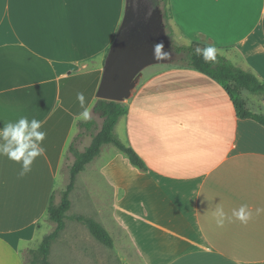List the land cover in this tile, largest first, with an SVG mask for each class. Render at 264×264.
Instances as JSON below:
<instances>
[{
    "label": "crops",
    "instance_id": "crops-1",
    "mask_svg": "<svg viewBox=\"0 0 264 264\" xmlns=\"http://www.w3.org/2000/svg\"><path fill=\"white\" fill-rule=\"evenodd\" d=\"M169 7L178 45H214L264 81V0H170ZM125 8L126 0H0V120L35 117L47 132L45 155L25 178L0 158V264H25L22 250L48 215L57 173L85 122L75 119L83 110L78 92L102 126L94 107ZM125 103L115 135L147 171L104 145L76 182L89 172L93 200L111 194L94 220L115 224L144 264H264V214L222 228L212 215L217 204L229 217L242 204L264 207V127L239 119L222 86L190 68L150 73ZM91 140L84 134L76 147Z\"/></svg>",
    "mask_w": 264,
    "mask_h": 264
},
{
    "label": "trees",
    "instance_id": "trees-1",
    "mask_svg": "<svg viewBox=\"0 0 264 264\" xmlns=\"http://www.w3.org/2000/svg\"><path fill=\"white\" fill-rule=\"evenodd\" d=\"M149 2L154 8L158 7L161 9L163 19L166 22L171 19L170 0H149ZM206 45L203 43H193L190 46L176 45L174 47L175 54L181 56L182 61L180 67L196 70L216 81L228 93L239 119L253 120L264 127V113H258L250 109L244 98V93L248 92L264 99V81L253 73L234 66L218 52L215 64L211 62L205 63L201 57L195 54V49ZM94 112L103 120L102 126L98 129L97 123L93 119L79 124L80 133L68 150V153L74 158L69 170V183L66 190L62 193L60 202L55 204L53 197L47 210L49 220L55 224L56 228L54 232L43 238L40 247L34 252L35 263L37 264H51L49 260L51 247L66 228V214L71 209L72 204L70 194L75 189L77 176L85 169L87 164L100 155L104 145L111 144L115 146L129 159L136 169L142 172L147 171V167L140 156L131 147L123 144L115 135V128L120 118L128 113L126 103L98 100L94 107ZM84 134L90 135L92 140L84 151H80L76 147V143ZM74 220L87 227L91 235L103 246L107 248L114 246L111 235L94 219L77 216Z\"/></svg>",
    "mask_w": 264,
    "mask_h": 264
},
{
    "label": "rangeland",
    "instance_id": "rangeland-1",
    "mask_svg": "<svg viewBox=\"0 0 264 264\" xmlns=\"http://www.w3.org/2000/svg\"><path fill=\"white\" fill-rule=\"evenodd\" d=\"M169 22L164 20L166 33H167V48L171 53L170 59L166 64H158L151 66L143 71L140 81L149 75L150 73L162 69L180 67L182 64L181 56L175 54L174 47L178 45L173 37L169 33ZM139 81V82H140ZM244 98L246 99L248 106L255 112L264 113V99L245 92ZM89 139H87L88 142ZM90 141V140H89ZM114 147L113 145H109ZM77 147L83 151L86 145L84 143L77 144ZM74 162V158L69 155L66 161H64L62 168L58 171L56 176V188L54 194V202L58 204L60 202L62 193L66 190L69 183V170ZM89 172H84L75 185V189L70 194L71 209L67 212L66 228L61 233L60 237L53 243L49 260L51 264H144L142 258L136 253L134 246L130 239L126 235L119 231L117 226L113 223H105L102 225L108 233L111 235L114 246L107 248L99 243L89 232L87 227L74 220L77 216H84L87 218H93L94 208L102 206L103 210L108 206L109 197L111 194L102 195L106 201L99 202L93 200L94 191L92 190L93 184L89 185V181L86 180ZM84 177V178H82ZM97 186L102 184V179L96 177ZM77 182V181H76ZM107 190V189H106ZM85 200H82V199ZM81 199V200H80ZM85 201V203H84ZM90 216V217H89ZM93 216V217H91ZM56 226L47 217L38 223L36 227V233L33 238L34 241L28 244V247L22 250V257L25 264H37L34 252L40 247L43 238L46 235L54 232Z\"/></svg>",
    "mask_w": 264,
    "mask_h": 264
},
{
    "label": "water",
    "instance_id": "water-1",
    "mask_svg": "<svg viewBox=\"0 0 264 264\" xmlns=\"http://www.w3.org/2000/svg\"><path fill=\"white\" fill-rule=\"evenodd\" d=\"M158 42L168 50L161 9L154 8L149 0H126L124 18L106 57L97 98L128 101L145 69L168 63L170 58L162 62L153 58V45Z\"/></svg>",
    "mask_w": 264,
    "mask_h": 264
},
{
    "label": "clouds",
    "instance_id": "clouds-1",
    "mask_svg": "<svg viewBox=\"0 0 264 264\" xmlns=\"http://www.w3.org/2000/svg\"><path fill=\"white\" fill-rule=\"evenodd\" d=\"M191 43V42H190ZM217 48L214 45H206L197 47L195 54L202 58L205 63L217 62ZM153 58L156 61H166L170 58L171 53L165 50L163 42L153 45ZM81 109L76 120L88 121L91 119V105L86 104V97L83 92L76 94ZM0 122H3L0 120ZM43 121L35 117L29 119L26 115H21L16 120L3 122L0 128V158L7 157L9 161L20 166L17 173L18 179H23L33 171V165L37 158L45 155V147L43 146L47 132L43 129ZM264 214V207H257L253 212L249 205L242 204L238 209H233L229 217L224 208L217 204L212 215L215 218L217 227H224L225 221L232 222L235 218L241 224L247 225L256 216Z\"/></svg>",
    "mask_w": 264,
    "mask_h": 264
},
{
    "label": "flooded vegetation",
    "instance_id": "flooded-vegetation-1",
    "mask_svg": "<svg viewBox=\"0 0 264 264\" xmlns=\"http://www.w3.org/2000/svg\"><path fill=\"white\" fill-rule=\"evenodd\" d=\"M151 3V2H150ZM166 48H167V45H166ZM168 49V48H167ZM169 51V50H168Z\"/></svg>",
    "mask_w": 264,
    "mask_h": 264
}]
</instances>
